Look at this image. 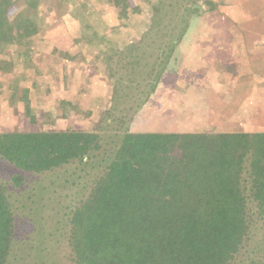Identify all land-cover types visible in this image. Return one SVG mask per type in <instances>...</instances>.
<instances>
[{"label": "trees", "instance_id": "16d2710c", "mask_svg": "<svg viewBox=\"0 0 264 264\" xmlns=\"http://www.w3.org/2000/svg\"><path fill=\"white\" fill-rule=\"evenodd\" d=\"M0 160L15 186L21 173L95 170L60 235L70 264H264V133H0ZM6 184L0 176V264L16 233Z\"/></svg>", "mask_w": 264, "mask_h": 264}, {"label": "rangeland", "instance_id": "374dc122", "mask_svg": "<svg viewBox=\"0 0 264 264\" xmlns=\"http://www.w3.org/2000/svg\"><path fill=\"white\" fill-rule=\"evenodd\" d=\"M1 1L9 27L0 26V133L81 131L105 137L146 130L140 109L155 86L173 80L174 56L165 57L183 29L187 34L203 17L210 19V35L222 33L219 20L235 18L209 0ZM77 17L80 27H64ZM66 31L96 39L80 41L78 54L65 60L49 54V37L61 42ZM94 173L91 166L71 164L45 174L21 173L25 181L15 186L17 171L0 160L16 216L7 264H70L60 235ZM253 240L257 244L260 236Z\"/></svg>", "mask_w": 264, "mask_h": 264}, {"label": "crops", "instance_id": "0c3cea01", "mask_svg": "<svg viewBox=\"0 0 264 264\" xmlns=\"http://www.w3.org/2000/svg\"><path fill=\"white\" fill-rule=\"evenodd\" d=\"M209 1L227 8L235 18L219 20L223 32L210 35V19L201 17L178 38L170 65L173 80L155 87L140 109L148 128L135 133H264V0ZM78 19L64 27H80ZM68 33L61 42L49 37V54H62L65 60L78 54L80 41L96 39ZM65 82L62 79L61 85Z\"/></svg>", "mask_w": 264, "mask_h": 264}]
</instances>
